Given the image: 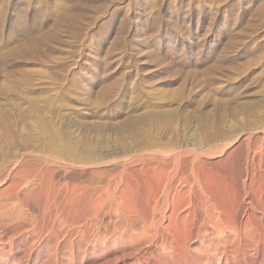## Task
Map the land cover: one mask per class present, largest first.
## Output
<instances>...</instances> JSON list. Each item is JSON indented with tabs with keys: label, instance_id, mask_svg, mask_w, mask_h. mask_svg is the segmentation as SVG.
<instances>
[{
	"label": "rangeland",
	"instance_id": "rangeland-1",
	"mask_svg": "<svg viewBox=\"0 0 264 264\" xmlns=\"http://www.w3.org/2000/svg\"><path fill=\"white\" fill-rule=\"evenodd\" d=\"M263 123L264 0H0V164L25 155L35 159L25 164L28 172L43 169L46 145L67 137L98 154L99 164L88 172L103 184L122 171L117 159L144 155L153 137L149 154L179 144L173 148L189 152L191 167L229 190L241 183L248 147L264 136L254 130L249 146L237 145V152L233 127ZM109 146L127 153L116 156ZM191 152L200 155L194 159ZM2 232L4 264L45 261V249L30 254L29 241L9 247ZM192 248L200 249L201 264H264L255 251L238 263L231 255L211 258L197 241ZM130 251L112 247L73 264H132Z\"/></svg>",
	"mask_w": 264,
	"mask_h": 264
},
{
	"label": "bare ground",
	"instance_id": "bare-ground-1",
	"mask_svg": "<svg viewBox=\"0 0 264 264\" xmlns=\"http://www.w3.org/2000/svg\"><path fill=\"white\" fill-rule=\"evenodd\" d=\"M254 130H261L264 134V123L258 127H233V130H230V136H236L233 147L235 144L236 148L241 144L248 147ZM97 131L101 134L100 129ZM40 138H43L42 135ZM70 139L64 137L61 144L52 140V143L46 145L42 154L49 160L41 163L45 165H42L43 169L40 167L36 171L28 172L25 164L28 165L33 158H27L25 155H20L24 159L22 162L21 157L13 154L15 157L7 158L4 161L6 164H0V229L5 231L2 234L8 233L9 247L18 242H32L28 249L30 254L45 249V261L42 264H73L82 256L89 258L94 256L96 251L119 246H129L132 256L135 257L132 264H201L203 257L198 254L200 249L192 248L193 242L196 241L205 249L203 253H209L211 258L215 257L219 261L226 260L231 255L238 263H246L252 251L264 255L263 135L258 140L259 146L255 143L257 147H248L245 156L243 154L245 160L241 158L244 161L243 177L239 180L241 183L236 182L238 186L235 187L234 182L229 190L223 188L222 183L217 184L214 181L217 177L213 180L208 174L210 172L205 171L203 174L200 173L202 171L199 167H191L190 163L193 166L195 160L188 164L189 152L186 153L180 146L174 149V145H167L172 148L165 151L159 146L163 151L159 148V151L149 154L154 145V139L151 141L150 138L146 141L147 145L143 143L148 150L144 155L140 153L137 157L134 152L130 157L124 155L119 161L116 158V166L122 168V171L117 177L114 175L117 172L113 174L114 177L110 175L112 180L109 178L104 182L106 184H102L100 181H94L88 172L91 167L99 164L98 154L85 152V146L86 149L82 148V151L80 143L79 147L76 141ZM192 140L195 142L197 139ZM197 142L199 143V140ZM81 143L83 144L82 141ZM225 146L228 148L231 144ZM213 147L209 145L207 150L212 151ZM240 147L235 150L239 152ZM198 148L200 149V146ZM88 149L91 150L90 147ZM114 149L116 150L111 148L112 152ZM130 150L132 149L129 145ZM214 152L216 153V150ZM123 153L127 151L113 152L116 156H122ZM217 153L216 156L221 154ZM196 155L193 156L194 159ZM230 155L235 157V154ZM103 159L105 160L104 157ZM229 161L228 159V163ZM241 166L240 168H243ZM101 169L104 171L105 168ZM138 173L141 176L140 181L136 178ZM51 174L53 175L50 177ZM105 178L104 181L107 180ZM6 254V249L1 247V264H4ZM115 260H111L112 263L108 260L109 262L104 264H118Z\"/></svg>",
	"mask_w": 264,
	"mask_h": 264
}]
</instances>
